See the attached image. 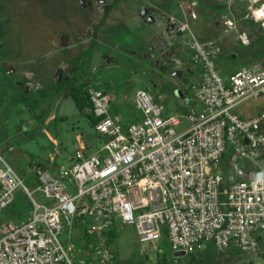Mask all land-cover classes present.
Segmentation results:
<instances>
[{
    "label": "built area",
    "instance_id": "1",
    "mask_svg": "<svg viewBox=\"0 0 264 264\" xmlns=\"http://www.w3.org/2000/svg\"><path fill=\"white\" fill-rule=\"evenodd\" d=\"M224 1V22L241 43L250 42L235 20L241 4L264 32V0ZM188 30L182 22L176 31ZM187 46L198 77L185 88L200 105L175 111L139 88L131 102L140 114L126 119L112 111L110 91L90 84L93 125L103 137L97 149L76 148L68 164L56 163L57 149L48 167L34 162V190L0 153V213L19 189L32 205L25 219H0V264H112L113 235L126 224L154 250L167 234L175 252L214 244L219 253L264 254V107L237 109L264 93V62L225 71L219 38L192 36Z\"/></svg>",
    "mask_w": 264,
    "mask_h": 264
},
{
    "label": "rangeland",
    "instance_id": "2",
    "mask_svg": "<svg viewBox=\"0 0 264 264\" xmlns=\"http://www.w3.org/2000/svg\"><path fill=\"white\" fill-rule=\"evenodd\" d=\"M142 5L162 10V16H174V19L170 18L168 21L174 24L173 29L184 22L192 27L199 38H219L223 50L218 61L224 65L221 68L225 71L239 68L243 64L264 62V52L255 54L257 50L255 47L259 45L258 40L263 34L261 23L244 16L246 13L244 4H241V9L234 15L239 29L248 30L250 42L246 45H241L238 41L236 29L230 28L224 22L223 15L226 13L225 8L228 7L224 0H0V64L5 65L6 68L4 71L0 69V78L10 76L7 85L0 80L1 129L5 124L4 118H8L11 114L15 120L7 122L8 126L6 125L11 131L20 130V127H29L38 120L34 115L36 107L38 109L50 107L57 118L48 129L60 142L56 145H60L59 148L65 151L62 150L56 156L59 164L71 163V156L75 154V149L78 147L84 146L92 151L97 149L102 144L103 137L95 129L90 117L80 111L71 94L63 91L58 93L55 90L59 81L57 70L62 71L64 78L71 76L74 69L71 58L80 55L93 39L95 47L92 50V57H83L81 60L83 70L92 68L95 77L100 76L101 80L99 81L98 78L97 85L111 92L114 106L118 105L117 100L120 98L119 103L135 107L131 101L139 88L149 90L155 94V99L160 101L161 98L156 95L160 92L157 91L159 88L164 96L162 102L176 111L178 98L174 85L178 83V77L171 71L172 64L164 68L159 67L162 66V51L163 53L165 51L163 43L158 42L155 49L150 52L151 56L148 57L142 53L134 54L130 49L131 47L134 49L133 41L141 40L147 31L160 35L157 24L160 16L157 12L153 10L155 21L144 23L139 14L137 16L133 14L134 17L130 18L128 27L123 25L122 21H119L116 26L110 25L114 20H123V13L134 9L139 10ZM186 41L187 35H181V44L185 46ZM166 45L168 47L170 44H164ZM108 54L111 60L113 59L111 63L106 60ZM185 58L183 54H180L182 66L186 71ZM173 64L177 65V62L173 60ZM193 78L186 72L180 78L183 80L182 88L187 96L190 94L185 84ZM152 79L155 80L157 87L152 83ZM107 81L111 85H108ZM8 91L12 93V99L6 102L7 98L4 96ZM191 103L196 102L191 99ZM22 104L26 106L24 109L26 112L23 110L22 114L23 120L18 113ZM262 107H264V93L258 97L245 99L237 109L242 113L254 114ZM179 111H186V109L181 108ZM31 132L35 135L28 138ZM24 134L27 137H24ZM24 134L12 137V142L16 146L15 150L8 151L0 148V153L9 162L11 160L21 172L20 175L25 183L34 190L39 185V181L31 167L33 159L49 160L48 155L54 152L55 145L49 133L39 125L31 127ZM16 153H19V156L14 155ZM1 164L0 161V166ZM18 193L20 198L18 197L19 200L16 201V208H22L25 211L32 209L29 198L20 196L23 194V189H19ZM35 196L41 201L46 200L41 191H37ZM114 235L117 257L128 264L130 262L133 264H209L211 260H228L229 258L235 259L226 264H264V255L243 253L239 250L219 253L213 248L214 244L196 250L195 253H181L175 252L170 243L162 241L159 243L160 250H154L149 243L139 240V235L132 224L116 228ZM60 236L62 239L65 238L64 235ZM261 245L264 246V236ZM146 254L148 256L142 260ZM193 256L196 258L191 259Z\"/></svg>",
    "mask_w": 264,
    "mask_h": 264
},
{
    "label": "crops",
    "instance_id": "3",
    "mask_svg": "<svg viewBox=\"0 0 264 264\" xmlns=\"http://www.w3.org/2000/svg\"><path fill=\"white\" fill-rule=\"evenodd\" d=\"M147 8V13L145 14V13H143V9L144 8ZM153 10H155V9H153V7L152 8H149L147 5H142V7H141V9H137V10H133V11H127L125 14L123 13L122 14V18H123V20L121 19V20H114L113 22H111L110 23V25H112V27L113 26H116V24H118L119 23V21H122V23H123V25H125L126 27H128V26H130V18L131 17H134V16H137V14H139V16H140V18L144 21V23L145 22H147V21H155V14L153 13V12H157V15H159L160 16V19H159V22L157 23L158 24V27H159V33H160V35H157L156 33H154V32H146L145 34H144V36H143V38H141V40H135V41H133V43H135V46H134V49L131 47L130 49L134 52V54H137L138 55V53H142L145 57H148V56H151V53L150 52H152V50L153 49H155V45L159 42H161V43H163V47H165L164 48V53H163V51H162V57H161V59H162V66H159L160 68H164L165 66L164 65H166L165 64V62H164V60H165V57H167L168 56V51H170V57H178V58H180V54L182 55H184V57H186L185 59V66L187 67V70L185 71V68L181 65L182 64V58L180 59L181 60V68L177 71V72H180V75H174V76H177L178 77V83L177 84H175L174 86H175V88H178V87H181L182 85H183V80L182 79H180L184 74H185V72L187 73V75H190V76H193L194 78L192 79V80H194V79H196L197 77H198V65H194L193 63H192V59H191V52H190V50L188 49V46H186L187 45V42L190 40V38L192 37V36H196V33L194 32V30L192 29V27H190V25H189V30L188 31H186V32H183V33H177V28L176 29H173L174 27H173V23L171 24V22H169L168 23V21H169V19L170 18H175L174 16H167V15H164V16H162V10L161 11H159V10H155V11H153ZM164 11V10H163ZM133 14H136V15H134L133 16ZM145 15V16H144ZM180 24V23H179ZM136 25V24H135ZM137 25H138V22H137ZM178 27V26H177ZM174 30V31H173ZM187 35V41H186V45L184 46V45H182L181 44V42H180V36L181 35ZM198 37V36H197ZM238 39V38H237ZM238 41L240 42V40L238 39ZM241 43V42H240ZM164 44H170L168 47H167V45L166 46H164ZM170 46H171V48H170ZM159 47L160 48H162L163 49V47L162 46H160L159 45ZM139 48V49H138ZM150 50V51H147V50ZM138 50V51H137ZM111 56H110V54H108L107 56H106V60H107V62L108 63H111L112 61H113V59L111 60V58H110ZM158 62H159V60H158ZM158 62H156L155 61V63L158 65ZM184 64V63H183ZM1 65V64H0ZM219 65H220V67L222 66V68H223V66L224 65H221L220 64V62H219ZM195 66V67H194ZM3 67H5V65H3ZM6 69V68H5ZM182 69V70H181ZM8 71H10V69H8ZM193 71V72H192ZM10 76H3V79L2 78H0V80H2V82L4 83V84H8V78H9ZM98 78H99V81L101 80V78H100V76H98ZM11 80V79H10ZM191 80V81H192ZM182 81V82H181ZM191 81H188V82H186V83H189V82H191ZM181 82V83H180ZM152 83L154 84V86H156L157 84H156V82H155V80L154 79H152ZM107 84L108 85H111V83L110 82H108L107 81ZM182 84V85H181ZM100 87H103V86H100ZM157 87V86H156ZM159 87V86H158ZM149 91V90H148ZM157 91L159 92V93H157L156 95H158L161 99H160V101H164V99H163V92L161 91V90H159V88H157ZM188 91V90H187ZM153 94V93H152ZM190 94V93H189ZM154 95V97H155V94H153ZM125 96V95H124ZM190 96H191V94H190ZM190 96H187L186 95V93L183 91V95H182V97H177L178 99L176 100V102H177V109L176 110H179V109H181V108H185V109H187V105L188 104H190L191 103V99L192 98H190ZM4 98H7V99H9V100H7L6 99V102H8V101H11V99H12V93H9V91H8V93L7 94H5V96H4ZM4 98H1V99H4ZM119 100H121L120 98L117 100V102H118V105H115L114 106V104H113V101H112V109L114 108V110H115V112H118V113H120V114H122L123 116H124V118H126V119H133V118H136V117H138L139 116V114H140V111H138L135 107H133V106H125V104H123L122 102H120L119 103ZM158 101V100H157ZM39 106V105H38ZM21 109V108H20ZM18 110V113L20 114V118H21V120H23L22 118L24 117V115L22 116V114L24 113L23 111L22 112H20L21 110ZM1 111V110H0ZM16 111V110H15ZM26 112V111H25ZM13 113V112H12ZM16 113V112H15ZM13 114H11L8 118H4V126H3V128L1 129V127H0V148H3V149H7L8 151L9 150H15V148H16V146H15V144H14V142H12V137L13 136H15V135H18V134H24V132L27 130H29V129H31V127H37L38 126V124H39V122H38V120H36L35 122H33V124L31 125V126H29V127H24V128H22V127H20L19 129L20 130H17V131H11L10 130V128H8L7 126H8V123H10L11 121H14L15 120V118H14V116H12ZM35 118V117H34ZM57 118V115H55L53 112H52V110H50V116L46 119V121L45 122H41V125H42V129L43 130H45L46 132H48L49 133V135H50V138H51V141L53 142V144L55 145L54 147V151L57 149L58 150V153L56 154V156L63 150V148H59L60 147V145H56L57 143H59L60 144V142H58L57 140V138L56 137H53L52 135H51V133H50V131H49V129H48V127L50 126V124L52 123V122H55V119ZM8 122V123H7ZM7 125V126H6ZM40 125V126H41ZM19 126H21V125H19ZM35 135V134H34ZM26 135L24 134V137H25ZM27 137V136H26ZM28 138H32V136L31 137H28ZM11 146H12V148H11ZM65 147V146H64ZM17 152H20V151H17ZM63 152H65L64 150H63ZM65 154V153H64ZM14 155H17V156H19V153H16V154H14ZM49 156V155H48ZM13 158V157H12ZM29 158H33V157H29ZM47 158V157H46ZM10 162H11V160H10ZM12 163V162H11ZM13 164V163H12ZM19 173H21V172H19ZM2 218H6V212H2V213H0V219H2Z\"/></svg>",
    "mask_w": 264,
    "mask_h": 264
},
{
    "label": "trees",
    "instance_id": "4",
    "mask_svg": "<svg viewBox=\"0 0 264 264\" xmlns=\"http://www.w3.org/2000/svg\"><path fill=\"white\" fill-rule=\"evenodd\" d=\"M226 4V3H225ZM112 7V5L107 9V11L105 12V15L103 17V19L106 17V14L108 13V11L110 10V8ZM225 10H227V8H225ZM263 32V31H262ZM259 41V45L256 46L255 48L257 50H255V54L256 55H259L260 53H263L264 52V32L263 34L261 35V39L258 40ZM244 44V43H241V45ZM249 44V43H247ZM95 45V40L93 39L91 44L88 45L85 50H83L80 55L74 57V58H71L72 62H73V65H74V69H73V74L71 76H67L66 78H64V75H62V78L60 80V82L58 81L57 84H56V87H55V90L60 93V91H63L65 93H69L71 94V96L74 98V101H75V104L78 106V108L80 109V111L85 114V115H88L92 121V123L94 124V121L96 119L95 115H94V112L91 110V101H90V97H89V87L88 85L89 84H94V85H97V81H98V78L95 77V74H94V71H92V68L91 69H85L83 70V66H82V58L83 57H87L89 56L90 58L92 57V50L94 49V46ZM246 45V44H244ZM1 70L4 71L6 70L5 67H3V65L1 64L0 66ZM237 69V68H236ZM230 70H234V69H230ZM5 73V72H4ZM6 74V73H5ZM8 76V75H6ZM24 104L26 105V101H24ZM24 104L21 105V111L22 112L24 109H26V106H24ZM35 108V106H34ZM40 109V108H39ZM39 109L36 107L34 112H36L34 115L38 118V122H39V127L42 128V125H41V122H45L46 119L50 116V107L48 108H41L39 111ZM25 111V110H24ZM113 112H115L114 108L112 109ZM41 125V126H40ZM38 127V126H37ZM32 133V132H31ZM33 133L29 136V137H33ZM39 162L41 164H43L45 167H48L49 166V161H41V160H38V159H33V162ZM57 164L58 161H57ZM21 197L24 196V198H28L27 195L24 193L23 191V194L20 195ZM19 193L17 195V199L19 200ZM14 200L13 203H11L10 207H8L5 211H6V219H11V217L13 218H26L28 213H26L25 210H23L22 208L18 209L16 208V201L18 200ZM30 202V201H29ZM115 235H113V238H114ZM164 242V243H169L168 242V239H167V234H164L161 242ZM210 245V244H209ZM160 250V249H158ZM195 253V252H193ZM264 255V254H263ZM148 255H144L142 260L146 259ZM196 257L193 256V258L191 259H195ZM233 259L235 258H229L228 260H211L209 261V264H226L228 262H231L233 261ZM134 261V260H133ZM112 264H128L126 262H123L121 261L118 257H117V254H116V257H115V260ZM130 264H133L132 262H130Z\"/></svg>",
    "mask_w": 264,
    "mask_h": 264
},
{
    "label": "flooded vegetation",
    "instance_id": "5",
    "mask_svg": "<svg viewBox=\"0 0 264 264\" xmlns=\"http://www.w3.org/2000/svg\"><path fill=\"white\" fill-rule=\"evenodd\" d=\"M169 53H170V51H168ZM168 53V56L167 57H165V60H164V62H165V64L166 65H169V64H172V73L173 72H177L180 68H178L177 66H175V64H173V57H170V54ZM166 65H164V66H166ZM182 70V69H181Z\"/></svg>",
    "mask_w": 264,
    "mask_h": 264
},
{
    "label": "water",
    "instance_id": "6",
    "mask_svg": "<svg viewBox=\"0 0 264 264\" xmlns=\"http://www.w3.org/2000/svg\"><path fill=\"white\" fill-rule=\"evenodd\" d=\"M143 13H147V8H146V7L143 9ZM173 26H174V25H173ZM177 33H179V32H177ZM0 46H1V45H0ZM179 71H180V70H179ZM173 75H180V72H173ZM61 78H62V71L58 69V70H57V79L60 81ZM176 91H177V92L179 91L181 96L183 95V94H182V91H181L180 88H177Z\"/></svg>",
    "mask_w": 264,
    "mask_h": 264
}]
</instances>
